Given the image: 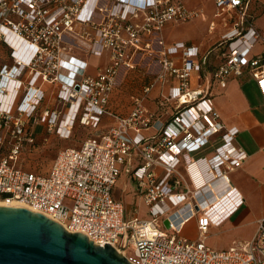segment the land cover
<instances>
[{
    "label": "built area",
    "instance_id": "1",
    "mask_svg": "<svg viewBox=\"0 0 264 264\" xmlns=\"http://www.w3.org/2000/svg\"><path fill=\"white\" fill-rule=\"evenodd\" d=\"M213 2V17L223 27L232 23L234 34L212 70L211 85L225 88L230 78L247 71L264 88V29L253 24L249 0ZM199 16L179 0H0V44L10 60L0 66V203L20 201L68 232L81 233L97 246L109 244L130 264H264V218L248 241L223 251L206 244L210 228L218 225L208 213L217 198L210 183L228 182L227 171L240 167L246 154L233 145L237 129L224 128L206 92L191 86L192 75L200 74L208 55H201L197 46L166 45L156 36L168 22ZM216 26L212 20L210 31ZM144 36V62L154 67L153 77L128 115L120 117L108 109L109 98L126 72L141 63L136 51ZM128 48L134 53L128 55ZM73 50L93 57L106 51L108 63L90 76ZM171 79L176 85H168ZM45 84L57 85V101L67 108L57 129L60 138H69L76 122L94 127L107 116L115 124L78 148L59 151L49 172L39 175L18 161L24 147L35 142L38 127L46 122L50 131L58 122L57 111L37 114ZM158 85L156 106L170 105L173 113L156 118L144 100ZM66 116L70 125L63 130ZM216 134L220 142L209 157L210 138ZM192 154L196 157L189 160ZM133 156L140 165L131 171L126 163ZM181 159L185 174L177 169ZM122 172L136 181L147 219L125 220L123 205L112 197ZM182 185L183 193L173 192ZM204 189L208 203L194 204L182 222L196 218V240L178 236L180 227L167 218L169 235L161 220L168 206L178 211Z\"/></svg>",
    "mask_w": 264,
    "mask_h": 264
},
{
    "label": "crops",
    "instance_id": "2",
    "mask_svg": "<svg viewBox=\"0 0 264 264\" xmlns=\"http://www.w3.org/2000/svg\"><path fill=\"white\" fill-rule=\"evenodd\" d=\"M248 14L252 16L253 24L256 27L264 29V0H249ZM212 18L214 17L212 16L210 21ZM220 23L221 20L216 19V27L221 26L222 24ZM231 24L232 23H230V25ZM230 25L225 28L227 39L231 38L234 34V32L231 31ZM172 44L181 45L184 43L183 41H173L166 45ZM189 45L197 46L201 55L209 56V52L203 53L200 46L195 44ZM261 49L262 47L259 46L256 48V51L259 52ZM77 53L78 55L73 54L86 63L85 72L90 76H94L108 63V52L106 59H101L102 56L93 57L84 55L80 52ZM206 62L207 63L202 66L200 74L192 75L191 86L193 89L199 88L206 92L224 128L237 129L233 145L246 154V159L242 162L240 167L230 172L227 171L226 176L228 182L223 184L222 191L219 189L217 190L220 196L217 197L214 202L213 200L209 201L210 205L211 202H213V206L212 210L208 213L211 214L214 222H218V225L210 228V235L206 240V244L213 250L223 251L232 244L250 240L255 232L257 221L264 218V88L250 77L245 80L230 78L225 88L212 86V70L218 64L215 66L209 65L210 62L208 59ZM198 81H200V83ZM168 85H176V81L171 79ZM168 85L162 89L163 92H166ZM143 88L144 87H141L139 96L143 94ZM159 90L160 87L158 85L150 91L149 95L144 100V106L152 112L156 118L165 112L173 113V109L170 105H166L162 108L156 106V97L159 94ZM111 98L112 94L108 102L109 110ZM57 104L58 107L61 106L58 101ZM63 108H65L66 112L67 108ZM114 124L115 122L111 117L103 116L99 123V129L96 130V134L104 132ZM154 126L158 127V124L154 123ZM219 140L220 134H216L210 138V144L212 145L208 147L209 157L213 154L211 147L217 146L220 142ZM192 156L196 157L195 154H192L189 160ZM126 164L132 171L140 165V161L133 156ZM183 164L184 162L181 159L177 169L182 174H185ZM155 172L159 173L161 169L156 168ZM188 188L192 193L196 191L195 187L189 181ZM184 189L185 187L182 185L173 192L181 194L185 191ZM202 192H205V189L198 192L196 196L188 198L186 202L179 206L183 208H180L178 211V208L168 206L169 209L167 213L161 217L162 221L169 218V221L174 226L180 227L178 236L190 242H194L197 238V220L195 217H191L187 222H182L185 217L190 216L193 212L192 206L194 204L200 205L208 203L205 193ZM111 194L116 201L123 205L125 220H130L135 216L147 219V208L142 201L136 181L131 174L122 172ZM257 205H259V207ZM194 209L196 215L200 216L201 212L196 208ZM167 229H165V231L169 235H173V232Z\"/></svg>",
    "mask_w": 264,
    "mask_h": 264
},
{
    "label": "rangeland",
    "instance_id": "3",
    "mask_svg": "<svg viewBox=\"0 0 264 264\" xmlns=\"http://www.w3.org/2000/svg\"><path fill=\"white\" fill-rule=\"evenodd\" d=\"M186 9L195 10L199 12V17L188 19L185 21L168 22L164 24L156 36L160 38L164 44H170L173 41H183L185 45L195 44L200 46L203 53L209 52L207 59L209 65H219L221 62V56L226 49L227 27L218 26L214 30L210 31L209 24L212 20L216 23V19L211 17L214 15V2L213 0H179ZM252 2V1H251ZM210 21V22H209ZM221 24V23H220ZM142 25V24H139ZM146 36L142 37L140 44L141 49L135 50L136 54L141 58V63L136 65L133 69L126 72V74L119 80L118 85L112 92V98L110 99V111L120 117H125L133 107V100L139 97L141 93V87L147 85L152 77L153 73L149 68L147 61L144 62L147 57V50L144 48L143 40ZM151 38V37H150ZM8 50L6 47L0 44V65L3 63H9ZM73 53L78 55L76 51ZM128 55L134 53L133 49L128 48ZM107 58V52L102 54L101 59ZM217 65V66H218ZM249 74L244 71L239 79H249ZM200 83V81H198ZM45 91L44 99L42 100L37 114L40 115L44 111H57L59 115L58 122L55 126L48 131L46 122L42 126L38 127V136L32 145H26L19 157L18 164L27 171H33L39 175H46L51 168L53 161L55 160L59 151L67 148H78L81 142L96 134V130L100 125L94 127H84L77 122L72 126L69 138H60L57 135V129L62 121V116L65 113V108L57 104V85L45 84L43 86ZM130 109V110H129ZM127 114V115H126ZM184 174V173H183ZM259 207V205H257Z\"/></svg>",
    "mask_w": 264,
    "mask_h": 264
},
{
    "label": "water",
    "instance_id": "4",
    "mask_svg": "<svg viewBox=\"0 0 264 264\" xmlns=\"http://www.w3.org/2000/svg\"><path fill=\"white\" fill-rule=\"evenodd\" d=\"M168 228V222H163ZM0 264H130L112 246H97L45 215L0 206Z\"/></svg>",
    "mask_w": 264,
    "mask_h": 264
},
{
    "label": "bare ground",
    "instance_id": "5",
    "mask_svg": "<svg viewBox=\"0 0 264 264\" xmlns=\"http://www.w3.org/2000/svg\"><path fill=\"white\" fill-rule=\"evenodd\" d=\"M67 120H69V117H65V121L62 123V125H61V129H63V130H66V129H68V127H69V125L70 124H67ZM204 180H205V178H203ZM210 181V180H209ZM206 183H210V182H206ZM223 186V184H222V181H218V182H212V183H210V191L212 192V194H213V197H219L220 195H219V192H217V190L219 189V190H221L222 191V187ZM206 196H208V194L206 193L205 194ZM219 200V199H218ZM0 206H9V207H20V208H26V209H29V207L28 206H26L25 204H23V203H21L20 201H14V202H10V203H8V204H5V203H0ZM30 210V209H29ZM59 224V223H58ZM60 225V224H59Z\"/></svg>",
    "mask_w": 264,
    "mask_h": 264
},
{
    "label": "trees",
    "instance_id": "6",
    "mask_svg": "<svg viewBox=\"0 0 264 264\" xmlns=\"http://www.w3.org/2000/svg\"><path fill=\"white\" fill-rule=\"evenodd\" d=\"M225 43H227V41H226ZM1 45H3V44H1ZM3 46H4V45H3ZM4 47H5V46H4ZM8 56H9V52H8ZM2 64H3V63H2ZM2 64H1V65H2ZM219 64H220V63H219ZM1 65H0V66H1Z\"/></svg>",
    "mask_w": 264,
    "mask_h": 264
}]
</instances>
